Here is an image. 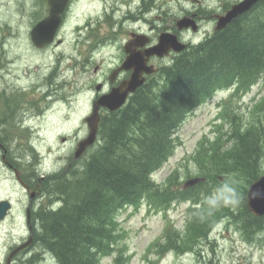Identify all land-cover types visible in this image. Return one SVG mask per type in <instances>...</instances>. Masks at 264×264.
<instances>
[{
	"label": "trees",
	"instance_id": "obj_1",
	"mask_svg": "<svg viewBox=\"0 0 264 264\" xmlns=\"http://www.w3.org/2000/svg\"><path fill=\"white\" fill-rule=\"evenodd\" d=\"M158 76L124 106L102 115L95 149L83 168L76 162L85 155L43 180L48 201L35 214L34 240L57 264H100L112 254L120 264L118 212L146 200L166 208L178 199L192 202L185 232L167 227L155 243L160 257L203 248L224 219L247 239L264 231V216L253 215L247 201L249 186L264 174V95L252 105L249 119L233 108L234 98L264 80V0L223 30L188 45ZM228 88L232 93L220 115L228 128L200 142L193 156L196 175L206 180L184 189L177 169L164 185L156 182L152 175L175 150V130L197 106ZM221 177H234L237 188H223Z\"/></svg>",
	"mask_w": 264,
	"mask_h": 264
},
{
	"label": "rangeland",
	"instance_id": "obj_2",
	"mask_svg": "<svg viewBox=\"0 0 264 264\" xmlns=\"http://www.w3.org/2000/svg\"><path fill=\"white\" fill-rule=\"evenodd\" d=\"M237 1L76 0L74 13L67 14L63 27L57 33L55 44L37 47L32 41L31 30L43 18L44 12H48L46 0H0V61L4 62V65L0 62V68L3 67L0 81H8L4 84H9V81L17 82L26 89L31 85H42L46 90L43 83L50 76L54 80L50 86H57L48 101L45 91L38 89L35 92L32 87L31 91L21 92V99L26 103L31 101L36 104L40 107L41 114L32 122L37 128L34 132L0 133V141L6 144L8 156H17L33 166L34 170L38 167L37 170L42 172H57L66 168L73 161L78 142L89 132L85 117L92 111L91 95L95 90L90 86L120 60L119 47L125 42L129 30H133V27L141 28V25L149 30L151 22L166 23V27H170L174 18L188 14V10H199L202 28L198 33L190 31L188 37L196 44L213 31L216 21L212 16L224 13V9H227L225 5L227 7ZM146 16L149 17L148 24H144ZM127 18L136 23L125 22ZM89 23L90 27L97 24L98 27L87 37ZM77 25H80V32L83 33L79 44L77 42L80 36L77 37L73 32ZM97 32L102 37L100 43H95L93 39ZM57 39L61 43H57ZM88 57L92 60L86 68ZM95 65H101L98 73L94 71ZM47 82L51 84L50 80ZM231 93V88L219 90L197 106L180 124L174 132L176 147L173 154L153 175L156 182L164 185L169 174L177 169L181 187L190 178L188 173L194 174L191 177L198 176V164L193 156L200 142L214 138L219 128L223 132L228 128L229 124L220 115L223 111L222 104ZM263 95L264 80L261 79L249 92L233 99L234 111L249 119L252 105ZM94 149L95 147L89 149L76 162L78 167ZM262 165L264 166V158ZM10 175L0 161V196L11 195L19 205L25 199V193L8 182ZM233 181L234 177L222 178V187L236 189ZM191 204L188 200L178 199L166 208L146 200L138 207L122 208L117 216L119 232L122 233L120 264H204L205 261L208 264H264V231L247 239L234 222L228 219L221 220L214 226L209 236L210 242L204 244L203 248L184 253L168 251L160 257L155 243L163 236L167 227L185 232ZM7 226L9 228L11 225ZM6 230L0 226V260H3L6 246L21 235L19 230H12L11 235H6ZM114 258L115 254L104 256L100 264H115ZM50 264H57L56 260Z\"/></svg>",
	"mask_w": 264,
	"mask_h": 264
},
{
	"label": "flooded vegetation",
	"instance_id": "obj_3",
	"mask_svg": "<svg viewBox=\"0 0 264 264\" xmlns=\"http://www.w3.org/2000/svg\"><path fill=\"white\" fill-rule=\"evenodd\" d=\"M75 1L76 0H70V3L63 14L62 27L65 23L67 14L74 13ZM46 4H48V0H46ZM44 14L45 15L43 16V18L49 14V5L48 12H44ZM188 14H196V20L199 23L200 28H202V15L199 13V10H188ZM147 19L149 20V17L145 19L144 24L150 23ZM125 22L133 23L132 21H129V19L125 20ZM163 22L165 21L163 20ZM135 23L136 22H134L133 24ZM90 25L91 23L87 24L88 27H90ZM77 26L78 27H76V29H73V32L76 33L77 37L80 36L77 42V44H79L83 33L80 32V25ZM97 27L98 24L95 27H90L87 37H89L90 32L96 30ZM148 28L149 30L143 28L141 25V28L133 27V30H129V33L127 32L128 35L125 39V42L119 47L120 60L111 67L107 74L104 72L102 78L93 81L90 86L91 88L94 87L95 89L91 95L92 109L93 103L96 99L100 98L102 95L110 93L113 88L120 86L123 81L129 79L133 74V69L118 70V68L123 64L128 56L126 45L132 39V37L135 36V38L137 39L136 44L133 45L132 48H134L136 51L144 52L146 49L153 47L159 42V37L162 33H166V23L159 24L151 22ZM172 28L173 25H171L167 30H172ZM190 31L191 30L189 29L177 31V34L179 35L181 40L187 42L189 40L188 37ZM101 38L102 37L100 36L99 32H97L93 36L94 41H96L95 43H100ZM144 41L146 42L141 45V43ZM187 43L188 45L193 44V39H190ZM176 55L177 53L171 52L168 56L165 55L163 57H160L158 55H151L150 57H148V65H154V67L157 68V71L152 74H145L144 76L146 78V82L156 80L159 72L163 68H165L166 64L173 60ZM91 57H88L86 59V68L91 64ZM0 62L4 65L3 61ZM2 70L3 67L0 68V75L2 74ZM100 70L101 65H95L94 71L98 73ZM47 80H50V82L53 81L52 77H46V81L43 83V86L46 87V90H44L42 85H31L28 87V89H26L17 82L9 81V84H4L8 81H0V133H13L18 131L34 132L35 130H37L35 124L32 122L34 119H36V117L40 116V107H38L31 101H29L30 103L24 102V100L21 99V92L31 91V88L33 87L35 92H38V89L40 91H45L46 101L51 100V96L53 95V91H55L54 88H56V86H53L54 88L51 87L50 85H53V83L51 82L50 84L47 82ZM137 90L134 93L129 94L128 100L137 92ZM100 113L104 115L108 113V110L104 109L103 107L100 109ZM85 125L88 127L86 122ZM0 161L11 174L10 176H8V182H12V184L17 186L25 193V199L19 205L17 203V199L14 200L11 195L0 196V201L8 200L10 202V206L5 211V214H3L0 210V215H2V217H0V226L3 227V229H7L6 235H11L15 230H19L21 232L20 237L14 240L13 243L10 242V244L6 246V249L3 253V260H0V264H7L9 256H12L10 264H35V262L36 264H44L45 262V264H50L53 257L46 251H43L34 240V230L37 228V222L34 219L41 203L46 200L43 180L55 171L42 172L41 170H34L33 166L28 165L19 157H9L7 148L3 146V143L1 141ZM31 169L32 171H30ZM44 195L45 197H43ZM7 225L11 226L8 228ZM3 235H5V233Z\"/></svg>",
	"mask_w": 264,
	"mask_h": 264
},
{
	"label": "water",
	"instance_id": "obj_4",
	"mask_svg": "<svg viewBox=\"0 0 264 264\" xmlns=\"http://www.w3.org/2000/svg\"><path fill=\"white\" fill-rule=\"evenodd\" d=\"M260 0H240L232 4V6L224 14H217V24L215 29L222 30L226 28L235 18L248 12L257 2ZM70 0H48L50 5L49 15L38 22L31 31V38L35 45L43 47L46 44H50L54 41L56 33L62 24L63 13L65 12ZM177 28L179 30L192 28L194 31L198 30V25L193 16H183L176 21ZM137 39H131L127 45L128 56L124 63L118 68L133 69V74L129 79L123 81L120 86L115 87L108 94L102 95L94 102V109L90 116L86 118L89 126L88 135L79 141L75 153L74 159H78L84 155L88 148L94 145L98 139L99 123L101 120L100 109L101 107L107 108L109 111H116L121 108L127 101V98L131 92H135L141 87L146 78L143 76L151 74L156 71L154 66L147 64V59L151 55L164 56L170 54L173 50L175 52H181L187 44L182 42L178 35L173 32L166 31L159 37L158 44L146 49L144 52L136 51L133 45L136 44ZM61 42V40H59ZM146 41L142 42L143 45ZM66 139L63 138V141ZM222 179V177H221ZM205 177L196 176L188 179L183 188H190L200 182H204ZM248 208L251 213L257 217L264 216V174L254 181L248 190L247 194ZM10 206L8 200L0 201V210L3 214ZM2 217V215H0ZM11 257L9 256L7 264H10Z\"/></svg>",
	"mask_w": 264,
	"mask_h": 264
},
{
	"label": "bare ground",
	"instance_id": "obj_5",
	"mask_svg": "<svg viewBox=\"0 0 264 264\" xmlns=\"http://www.w3.org/2000/svg\"><path fill=\"white\" fill-rule=\"evenodd\" d=\"M22 3H23V2H22ZM23 4H24V3H23ZM26 4H27V3H26ZM132 17H133V16H132ZM132 17H131V18H132ZM131 18H129V19H131ZM127 19H128V18H127ZM9 62H12V61H9ZM59 79H60V78H59ZM55 80H56V79H55ZM53 81H54V80H53ZM57 81H58V80H57ZM56 87H57V86H56ZM53 88H54V87H53ZM54 89H55V88H54ZM50 95H51V94H50ZM49 97H50V96H49ZM52 100H53V99H52ZM3 146L6 147V144H3ZM38 157H39V156H38ZM33 158H34V157H33ZM26 160H27V159H26ZM28 160H29V159H28ZM39 160H40V158L38 159V161H39ZM24 161H25V160H24ZM29 161H31V160H29ZM34 161H35V160H34ZM31 162L33 163V161H31ZM40 162H41V161H40ZM67 162H68V161H67ZM67 162H66V163H67ZM26 163H27V162H26ZM35 163H36V162H35ZM39 165H40V164H39ZM65 165H68V164H65ZM30 167H31V166H30ZM36 167H37V166H36ZM63 167H64V166H63ZM65 167H66V166H65ZM75 167H76V166H75ZM77 167H78V166H77ZM80 167H82V166H80ZM61 168H62V167H61ZM73 168H74V167H73ZM82 168H83V167H82ZM37 169H38V167H37ZM37 169H36V170H37ZM39 169H40V167H39ZM70 169H71V168H70ZM63 170H64V169H63ZM74 170H75V169H74ZM76 170H77V168H76ZM78 170H79V168H78ZM30 171H32V169H31ZM38 171H40V170H38ZM65 172L67 173V171H65ZM65 172H64V173H65ZM36 174H37V173H36ZM49 186H50V185H49ZM47 191H49V190H47ZM52 191H53V189H52ZM52 191H51V192H52ZM45 192H46V191H45ZM50 194H52V193H50ZM50 194H49V195H50ZM52 195H53V194H52ZM44 197H45V195H44ZM54 197H55V196H54ZM41 198H42V197H41ZM46 198H47V196H46ZM50 199H51V198H50ZM56 200H57V199H56ZM58 200H59V199H58ZM47 201H48V200H46V202H47ZM53 201H54V200H53ZM51 202H52V201H51ZM54 202H55V201H54ZM55 203H56V202H55ZM51 204H52V203H51ZM39 205H40V204H39ZM40 206H42V205H40ZM44 206H45V205H44ZM44 206H43V207H44ZM35 207H36V206H35ZM47 207H48V206H47ZM52 207H53V206H52ZM55 207H56V206H55ZM40 209H41V207H40ZM40 209L38 208V210H40ZM47 209H48V208H47ZM42 210H43V209H42ZM42 210H41V211H42ZM41 211H40V212H41ZM45 211H46V210H45ZM38 214H39V213H38ZM40 214H41V213H40ZM40 214H39V215H40ZM37 218H38V217H37ZM41 229H42V228H41ZM41 231H42V230H41ZM37 233H38V231H37ZM39 234H40V233H39ZM35 240H36V239H35ZM47 253H49V252L47 251ZM42 254H43V253H42ZM39 255H40V254H39ZM45 255H46V254H45ZM49 257H50V256H49ZM38 258H39V257H38ZM51 258H52V257H51ZM45 259H46V258H45ZM47 259H48V257H47ZM53 259L55 260V258H53ZM53 259H52V261H53ZM40 261H41V260H40ZM52 261H51V262H52ZM41 262H42V261H41ZM41 262H40V263H41ZM38 263H39V262H38ZM45 263H46V262H45ZM45 263H44V264H45ZM48 263H49V262H48ZM20 264H21V263H20ZM26 264H27V263H26ZM35 264H36V262H35ZM41 264H42V263H41Z\"/></svg>",
	"mask_w": 264,
	"mask_h": 264
}]
</instances>
